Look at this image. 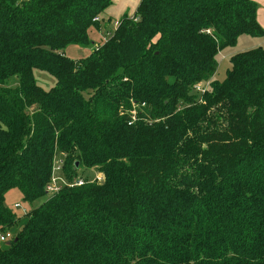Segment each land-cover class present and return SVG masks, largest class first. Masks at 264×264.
<instances>
[{
    "label": "trees",
    "instance_id": "1",
    "mask_svg": "<svg viewBox=\"0 0 264 264\" xmlns=\"http://www.w3.org/2000/svg\"><path fill=\"white\" fill-rule=\"evenodd\" d=\"M112 3L0 0V264H264V49L213 79L258 5L141 0L113 28ZM56 157L102 181L49 196Z\"/></svg>",
    "mask_w": 264,
    "mask_h": 264
},
{
    "label": "rangeland",
    "instance_id": "2",
    "mask_svg": "<svg viewBox=\"0 0 264 264\" xmlns=\"http://www.w3.org/2000/svg\"><path fill=\"white\" fill-rule=\"evenodd\" d=\"M98 35L99 34L95 32L94 30L89 31V37L92 42L96 43L97 41L98 43L101 39L104 40L106 38L105 36L100 35L101 39H98L99 37ZM250 47L253 49H256V48L264 49V37L263 38H251L247 36H241L238 39L237 44L234 47L227 48L221 51L216 58L217 63H218V68H217L216 74L214 75L213 79L217 81H222L225 77L226 70L230 68V64H229L230 56L235 55L240 52L247 51L249 50ZM92 48L93 46L91 47L69 46L68 48L64 50V55L73 61H79V60H82L88 57L89 54L92 52ZM33 75H34V78L37 84L45 90L50 89L55 85V79L45 72L34 70ZM61 159L62 157H57V159L55 160L56 162H59L61 161ZM80 175L84 178H88L89 181H92L94 177L96 176V172L92 170L90 171L83 170L82 172H80ZM5 203L7 206L11 207L14 210V212H16L19 215H22L25 212V210H27L30 207L22 202L20 193L16 190H12L7 193L5 197ZM39 203L40 201L35 203V205L33 206H38ZM17 204L19 205V208H14V205H17Z\"/></svg>",
    "mask_w": 264,
    "mask_h": 264
},
{
    "label": "built area",
    "instance_id": "3",
    "mask_svg": "<svg viewBox=\"0 0 264 264\" xmlns=\"http://www.w3.org/2000/svg\"><path fill=\"white\" fill-rule=\"evenodd\" d=\"M208 84H198L196 85L195 92L196 93H204V91L207 89ZM57 159V157L55 158ZM54 159L53 165H52V172H51V177L49 180L48 185L46 186L45 190L46 193L49 196H53L58 194L62 188L67 187V188H73V187H80L82 186L86 181L84 178L79 177L73 181H67L63 176H62V167H63V161L56 162ZM101 182L102 177L100 175H97L94 177V179L90 182ZM89 182V179H88ZM14 208H19L18 204L14 205ZM11 233L7 234H1L0 235V243H4L6 241H9L11 239Z\"/></svg>",
    "mask_w": 264,
    "mask_h": 264
},
{
    "label": "crops",
    "instance_id": "4",
    "mask_svg": "<svg viewBox=\"0 0 264 264\" xmlns=\"http://www.w3.org/2000/svg\"><path fill=\"white\" fill-rule=\"evenodd\" d=\"M141 0H113L112 5L106 10L105 17L110 19L113 28L116 27L117 22L123 17H132ZM258 5L257 22L264 30V0H250ZM263 13V14H262ZM98 39H101L100 34ZM97 42V41H96ZM253 48H249L251 50Z\"/></svg>",
    "mask_w": 264,
    "mask_h": 264
}]
</instances>
